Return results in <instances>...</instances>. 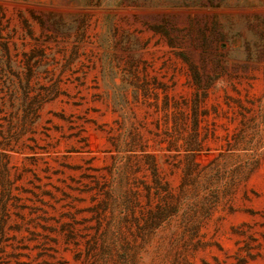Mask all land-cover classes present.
<instances>
[{
	"label": "rangeland",
	"instance_id": "374dc122",
	"mask_svg": "<svg viewBox=\"0 0 264 264\" xmlns=\"http://www.w3.org/2000/svg\"><path fill=\"white\" fill-rule=\"evenodd\" d=\"M0 264H264V0H0Z\"/></svg>",
	"mask_w": 264,
	"mask_h": 264
}]
</instances>
